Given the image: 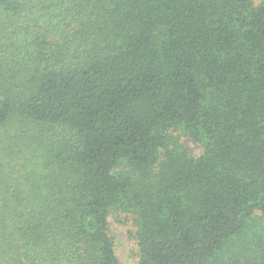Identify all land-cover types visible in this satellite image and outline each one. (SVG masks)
<instances>
[{
    "label": "trees",
    "instance_id": "trees-1",
    "mask_svg": "<svg viewBox=\"0 0 264 264\" xmlns=\"http://www.w3.org/2000/svg\"><path fill=\"white\" fill-rule=\"evenodd\" d=\"M37 3L0 0V264H121L117 213L136 264H264V0Z\"/></svg>",
    "mask_w": 264,
    "mask_h": 264
},
{
    "label": "rangeland",
    "instance_id": "rangeland-1",
    "mask_svg": "<svg viewBox=\"0 0 264 264\" xmlns=\"http://www.w3.org/2000/svg\"><path fill=\"white\" fill-rule=\"evenodd\" d=\"M43 1L47 2V0ZM31 6V12H38V9H40V5L37 3V0H31ZM52 13L53 15L55 14V12H51V14ZM177 136L179 137V141L181 142V144L192 154L199 156L204 152L203 145L200 142L196 141L192 136L181 131ZM24 172L25 168L18 173L17 178H20ZM255 218L258 220V222L264 224V220L263 222L261 221L262 217L260 215L256 216ZM129 219L130 217L128 215L121 213L112 215L110 219L111 232L116 242V253L121 264H136L137 262L138 246L134 239V236L132 235V232H134L132 231L133 225L131 224L132 222H130Z\"/></svg>",
    "mask_w": 264,
    "mask_h": 264
}]
</instances>
